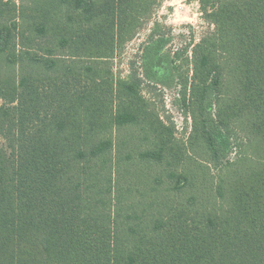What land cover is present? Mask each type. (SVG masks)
I'll list each match as a JSON object with an SVG mask.
<instances>
[{
  "label": "trees",
  "instance_id": "16d2710c",
  "mask_svg": "<svg viewBox=\"0 0 264 264\" xmlns=\"http://www.w3.org/2000/svg\"><path fill=\"white\" fill-rule=\"evenodd\" d=\"M161 1L0 0V264H264V0L162 59L185 139L112 70Z\"/></svg>",
  "mask_w": 264,
  "mask_h": 264
},
{
  "label": "rangeland",
  "instance_id": "374dc122",
  "mask_svg": "<svg viewBox=\"0 0 264 264\" xmlns=\"http://www.w3.org/2000/svg\"><path fill=\"white\" fill-rule=\"evenodd\" d=\"M17 1V0H16ZM158 25L156 36L150 39L155 25ZM213 31L201 16L198 0H163L155 6L152 15L139 29L135 37L112 61L115 76L126 77L136 71L142 81V93L153 105L160 118L175 127L178 139H185L191 130V119L172 102L179 97L180 87L177 80L170 86L164 57H171L182 46L195 44L203 36ZM160 44L159 53H145L148 45ZM182 62L185 55L182 56ZM161 60V61H160ZM181 62V63H182ZM187 67H183L185 74ZM163 82V83H162ZM234 150L229 157L233 158Z\"/></svg>",
  "mask_w": 264,
  "mask_h": 264
}]
</instances>
